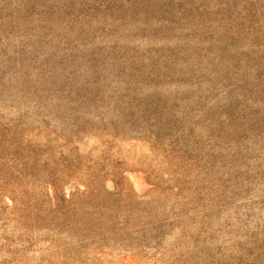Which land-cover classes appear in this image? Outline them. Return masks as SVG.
Returning a JSON list of instances; mask_svg holds the SVG:
<instances>
[{
	"label": "rangeland",
	"instance_id": "obj_1",
	"mask_svg": "<svg viewBox=\"0 0 264 264\" xmlns=\"http://www.w3.org/2000/svg\"><path fill=\"white\" fill-rule=\"evenodd\" d=\"M0 264H264V0H0Z\"/></svg>",
	"mask_w": 264,
	"mask_h": 264
}]
</instances>
